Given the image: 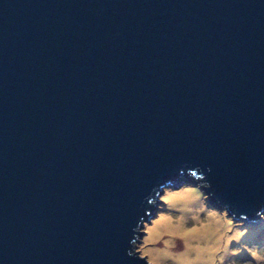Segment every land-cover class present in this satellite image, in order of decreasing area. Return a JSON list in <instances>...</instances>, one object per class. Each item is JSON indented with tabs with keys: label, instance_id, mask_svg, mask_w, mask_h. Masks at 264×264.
I'll list each match as a JSON object with an SVG mask.
<instances>
[{
	"label": "water",
	"instance_id": "1",
	"mask_svg": "<svg viewBox=\"0 0 264 264\" xmlns=\"http://www.w3.org/2000/svg\"><path fill=\"white\" fill-rule=\"evenodd\" d=\"M197 168L259 220L264 0H0V264H139Z\"/></svg>",
	"mask_w": 264,
	"mask_h": 264
},
{
	"label": "clouds",
	"instance_id": "2",
	"mask_svg": "<svg viewBox=\"0 0 264 264\" xmlns=\"http://www.w3.org/2000/svg\"><path fill=\"white\" fill-rule=\"evenodd\" d=\"M210 172L197 168L186 182L168 181L153 189L147 203L155 213L142 217L133 230L130 259L139 264H264V213L249 222L231 204L212 206Z\"/></svg>",
	"mask_w": 264,
	"mask_h": 264
},
{
	"label": "rangeland",
	"instance_id": "3",
	"mask_svg": "<svg viewBox=\"0 0 264 264\" xmlns=\"http://www.w3.org/2000/svg\"><path fill=\"white\" fill-rule=\"evenodd\" d=\"M212 205V204H211ZM213 206V205H212Z\"/></svg>",
	"mask_w": 264,
	"mask_h": 264
}]
</instances>
